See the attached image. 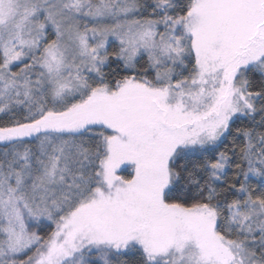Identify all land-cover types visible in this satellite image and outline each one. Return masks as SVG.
<instances>
[{
  "label": "snow or ice",
  "instance_id": "obj_1",
  "mask_svg": "<svg viewBox=\"0 0 264 264\" xmlns=\"http://www.w3.org/2000/svg\"><path fill=\"white\" fill-rule=\"evenodd\" d=\"M0 264H264V0H0Z\"/></svg>",
  "mask_w": 264,
  "mask_h": 264
}]
</instances>
